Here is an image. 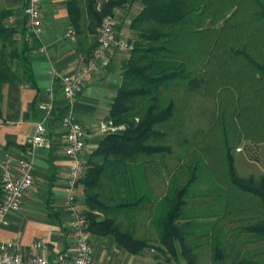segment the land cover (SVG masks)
I'll list each match as a JSON object with an SVG mask.
<instances>
[{
	"label": "trees",
	"instance_id": "1",
	"mask_svg": "<svg viewBox=\"0 0 264 264\" xmlns=\"http://www.w3.org/2000/svg\"><path fill=\"white\" fill-rule=\"evenodd\" d=\"M132 1L107 0L98 6L97 0H66L79 43L91 36L94 49L103 19ZM140 1L143 8L130 24L137 38L129 41L133 49L108 118L125 129L103 136L88 156L80 181L88 230L112 236L117 247L130 254L147 249V233L153 230L173 254L178 242L188 264H264V178L258 183L239 179L231 156L233 144L248 136L250 126L256 127L251 141L264 142V130L258 129L264 127V0H251L246 10L242 0ZM241 9L246 16L235 18ZM10 15L0 9V103L3 86L19 81L14 62L30 74L24 58L27 45L17 48L16 31L5 22ZM219 22L221 29L208 28ZM20 33L24 36L27 29ZM215 49L228 56L219 68L223 82H237L238 77L249 96L246 101L243 93L236 96L233 128L224 127L220 133L222 179L228 191L215 182L202 160L212 157L211 147L193 152L192 162L180 163L195 146L192 141L183 144L188 149L176 156L180 165L167 180L163 196L157 197L150 182H164L163 158L172 154L161 128L175 121L180 130L176 132L182 139L186 136L180 124L191 113H183L204 76L200 64L215 61ZM220 115H229L224 106ZM0 195L3 198L1 186ZM196 197L202 201L191 204Z\"/></svg>",
	"mask_w": 264,
	"mask_h": 264
},
{
	"label": "crops",
	"instance_id": "2",
	"mask_svg": "<svg viewBox=\"0 0 264 264\" xmlns=\"http://www.w3.org/2000/svg\"><path fill=\"white\" fill-rule=\"evenodd\" d=\"M39 1L42 9L41 31L36 36L24 26L25 1L0 0V9L11 11L5 22L16 31L17 48L22 49L23 43L27 45L24 58L30 73L26 76L23 66L16 62L13 70L19 81L3 86L0 103V120L3 123L0 127V162L13 167L28 163L33 176V185L25 194L20 210L8 212L6 223L0 226V243L18 241L23 258L44 255L52 260L57 254L74 248L70 229L73 217L63 206L70 160L65 153L60 126L67 105L60 92L59 77L77 71L81 67L78 57H88L93 46L91 36L79 43L69 23L66 0ZM106 1L97 0L98 6ZM142 8L141 1L134 0L115 11L120 20L117 28L119 38L130 42L136 40L137 35L130 24ZM206 23L209 24L210 19ZM23 28L27 29L24 36L20 33ZM128 58L129 54L126 53L112 56L109 68L94 75L71 108L86 132V160L103 138L98 133V125L109 118L111 105L122 84L123 65ZM48 89H52L54 95V109L48 115L47 123L46 140L49 147L32 149L27 140L45 115L38 109V104L45 101ZM79 189L77 208L84 214L87 208L83 187L80 185ZM89 241L98 264H156L146 250L130 254L119 249L112 236H99L90 232ZM35 243L45 244L46 250L34 249Z\"/></svg>",
	"mask_w": 264,
	"mask_h": 264
},
{
	"label": "built area",
	"instance_id": "3",
	"mask_svg": "<svg viewBox=\"0 0 264 264\" xmlns=\"http://www.w3.org/2000/svg\"><path fill=\"white\" fill-rule=\"evenodd\" d=\"M23 15L26 26L32 34L38 35L41 31V4L39 0H24ZM118 15L107 16L103 19L98 42L88 57H78L81 67L72 73L59 77V87L62 97L66 101L67 109L60 119L63 130L65 153L70 162L67 171L65 186L64 209L73 217L70 225L74 237V248L63 251L49 260L44 255H33L23 258L21 245L18 241L0 243V264H98L94 259L93 245L89 241L88 220L78 208L80 195V181L86 171V158L84 157L86 132L78 121L71 108L77 98L82 94L85 85L97 73L109 68L112 56L117 53L129 54L133 44L117 36L119 26ZM70 33H72L70 31ZM38 109L44 113L43 118L36 124L33 135L27 140V144L36 147H49L46 140L48 115L54 109V95L52 89L46 91L45 101L38 104ZM0 120V127L2 126ZM123 125H115L111 120L102 121L98 125V133L101 136L123 131ZM31 165L22 163L13 167L8 163L0 162V180L3 193L0 202V226L6 223L8 212L19 211L25 194L33 185ZM36 250H46L43 243H35Z\"/></svg>",
	"mask_w": 264,
	"mask_h": 264
},
{
	"label": "rangeland",
	"instance_id": "4",
	"mask_svg": "<svg viewBox=\"0 0 264 264\" xmlns=\"http://www.w3.org/2000/svg\"><path fill=\"white\" fill-rule=\"evenodd\" d=\"M242 1L244 10H246L251 0ZM245 14L246 13H243L241 9L240 12L236 14L235 18L246 16ZM222 26L223 23H218L216 25V27L220 29ZM215 50V61H212V59H208L207 61H203L200 64V73L204 76L201 77L202 80L199 82L197 92L194 93L193 96L189 97V102L191 104L190 108L188 110H184V116L186 115V113H191L190 117L185 118L182 124H180V128L185 129L186 136L182 139V137L179 136V133L176 132V130H180L175 126V121L169 122L163 128H161L162 126L156 127V129L161 128V130L166 132L167 145H169L172 149V154L167 155L163 158V163L167 167V170L165 171L166 175L164 177V182H156L155 180H152L150 182L151 186L155 190V194L157 197L163 196L167 180L172 176L173 172H175L177 167L180 165L176 156L181 152H186L188 149V147H183V144L185 142V144H187L188 142L192 141H194L193 143H195V146L190 148L188 155L181 156L183 158V162L180 161V163L186 164L188 162H192V160H194V158L192 157L193 152H196V154H198V151H204L208 148V146L211 147L210 149L214 152L212 157L208 155L207 157L202 158V160L204 164L208 165L211 168V171L214 173L216 178L215 182L217 181L218 185L225 186V189L228 191L225 180L222 179L223 169L221 168L222 153L220 145V133L222 132V129L224 127L233 128L231 116L234 117V109L237 107V104H234V102H236L237 100L236 96L240 98V94L243 93L245 101L249 99V96L248 94L246 95V92L244 90L247 87L243 86V82H241V79H239L238 77H235L239 80L237 82H232L231 79L230 82H223L224 75L219 73V68H221L220 65L222 62L228 60V56H226L222 50ZM15 64L16 62H14L13 65ZM233 77L234 76H232V78ZM245 84H247L246 81L244 85ZM227 85V90H219L221 86L225 87ZM231 94H233L234 96L232 97ZM173 98L178 99L176 95H174ZM223 106L226 108V111L229 114L226 116L228 118L225 117L226 120L224 116L222 117V115H220V109H222ZM255 128L256 127L250 126V128L248 129L250 130V132H247V137L249 139H246L247 137L245 136L243 140H240L239 142L233 144L234 146L231 149V156L233 159V166L236 171L237 177L241 180L253 179L255 183H258L260 179L264 178V142L256 143L251 141V139L255 140V138L252 137ZM258 129L259 131H262L264 130V127L260 126ZM177 137L181 138L178 140ZM181 140H183V142H181ZM199 201H202V199L198 197L193 198V200H191V204ZM206 219L212 220L213 217H209ZM203 220L205 219H197V221ZM147 234L149 237V242L147 245L148 247L145 250L151 257L155 259L156 264H188V261L182 256L181 245L178 242L174 243L173 254L166 247V245L157 240V236L153 230H151ZM207 258L208 257L203 256V260H206Z\"/></svg>",
	"mask_w": 264,
	"mask_h": 264
}]
</instances>
